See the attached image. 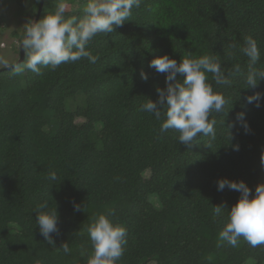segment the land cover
Instances as JSON below:
<instances>
[{"label": "trees", "instance_id": "1", "mask_svg": "<svg viewBox=\"0 0 264 264\" xmlns=\"http://www.w3.org/2000/svg\"><path fill=\"white\" fill-rule=\"evenodd\" d=\"M17 2L34 20L40 0ZM59 2L44 0L39 19ZM63 2L67 18L82 15L87 0ZM114 28L87 45L95 64L84 58L55 70L40 66L39 74L0 68V264H87V227L100 213L127 229L117 264H264V246L218 239L239 192L216 186L218 178L243 180L254 193L264 182V79L246 85L248 58L239 52L252 36L264 69V0H141ZM188 53L217 55L226 72L239 64L241 73L229 85L213 84L227 101L209 117L215 140L198 134L185 145L174 129L161 134L163 115L158 121L140 107L166 87V74L149 61L166 54L179 62ZM27 58L25 50L19 65ZM257 92L259 107L246 100ZM45 200L58 211L55 247L35 221Z\"/></svg>", "mask_w": 264, "mask_h": 264}, {"label": "clouds", "instance_id": "2", "mask_svg": "<svg viewBox=\"0 0 264 264\" xmlns=\"http://www.w3.org/2000/svg\"><path fill=\"white\" fill-rule=\"evenodd\" d=\"M140 5L141 0H87L82 15L66 18L67 5L61 0L53 12L25 24L20 44L28 52L26 63L8 65L5 62L2 66L12 67L14 74L25 70L39 74L40 66H50L55 70L61 64L75 63L84 58L95 64L98 56L87 49L89 42L97 34H111L115 31L114 26H123L131 17L132 9L139 8ZM232 47L235 48L236 45ZM239 52L248 58L246 85L255 88L258 80L264 79V69L257 67L261 56L257 41L252 36L245 37ZM148 67L166 74V87L157 89V100L154 102L147 98L140 107L141 112L154 115L158 121H161L163 115L161 134L174 129L179 132L178 141L185 145L194 142L198 134L215 140L216 120L209 117L213 112L222 113L227 101L213 84L229 85V77L241 73L240 65L235 64L231 71L226 72L217 55L194 57L188 53L179 62L166 54L154 56ZM141 78L147 81L148 76L142 71ZM261 98V94L257 92L247 96L246 100L248 103L255 102L259 107ZM237 121H244V113L237 114ZM242 127L248 130L246 122ZM233 150L238 151L239 145H234ZM47 179L56 182V171L49 170ZM216 186L218 191L227 187L239 192L236 202L226 208L227 220L218 234V239L226 241L232 247H238L241 238L252 247L264 246V182L255 186L254 193L243 180L218 178ZM73 207L76 211L82 210L75 202ZM223 209L225 207L222 205L215 206L213 215L220 216ZM34 211L40 234L48 245L55 247L52 234L59 231L56 206L50 207L45 200L38 203ZM110 215L112 214H97L87 227L92 244V253L87 264H117L124 254L127 229L114 222ZM61 246L64 253L70 252L66 243Z\"/></svg>", "mask_w": 264, "mask_h": 264}, {"label": "rangeland", "instance_id": "3", "mask_svg": "<svg viewBox=\"0 0 264 264\" xmlns=\"http://www.w3.org/2000/svg\"><path fill=\"white\" fill-rule=\"evenodd\" d=\"M17 0H0V68L3 63L11 65L19 59V35L29 21L28 13L20 11ZM78 5L75 4L76 8ZM83 119H78L82 122Z\"/></svg>", "mask_w": 264, "mask_h": 264}, {"label": "water", "instance_id": "4", "mask_svg": "<svg viewBox=\"0 0 264 264\" xmlns=\"http://www.w3.org/2000/svg\"><path fill=\"white\" fill-rule=\"evenodd\" d=\"M43 5H44V0H40L39 7H38V10H37V13H36V16H35L34 20H38L39 19V16H40V13L42 11ZM24 58H25V49H23L21 47V44H20V46H19V59L16 62H14L12 65L21 64L24 61ZM9 68H11V67H9Z\"/></svg>", "mask_w": 264, "mask_h": 264}]
</instances>
